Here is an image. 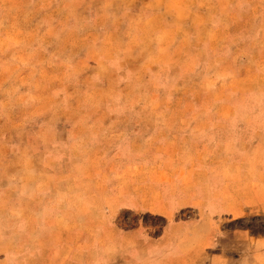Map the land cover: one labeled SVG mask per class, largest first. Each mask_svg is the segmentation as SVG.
Wrapping results in <instances>:
<instances>
[{"label":"rangeland","instance_id":"obj_1","mask_svg":"<svg viewBox=\"0 0 264 264\" xmlns=\"http://www.w3.org/2000/svg\"><path fill=\"white\" fill-rule=\"evenodd\" d=\"M261 114L264 0H0V264H54L68 232L92 249L104 216L158 233L118 207L152 197L137 161L218 160Z\"/></svg>","mask_w":264,"mask_h":264},{"label":"crops","instance_id":"obj_2","mask_svg":"<svg viewBox=\"0 0 264 264\" xmlns=\"http://www.w3.org/2000/svg\"><path fill=\"white\" fill-rule=\"evenodd\" d=\"M250 117L255 119L254 115L243 119ZM257 119L260 125L246 123L242 130L261 137L246 144L233 142L229 155L218 160L201 158L208 147H197L190 157L179 160L172 159L166 147L164 159L148 154L146 160L137 161L158 170L141 182L154 190L152 197L122 194L118 207L161 215L165 223L158 233H151L147 226L123 228L104 216L103 236L95 247H87L88 240L77 243L68 232L65 241L52 245L51 261L60 264L66 249V263L72 264H264V228L245 224L253 219L264 225V114ZM233 120L237 123L239 118ZM234 126L236 130L240 127ZM132 151L130 147L127 153ZM188 174L193 176L190 187L185 183L183 188ZM135 180L130 177L131 182ZM185 210L193 213L184 217ZM79 253L84 258L76 263Z\"/></svg>","mask_w":264,"mask_h":264}]
</instances>
